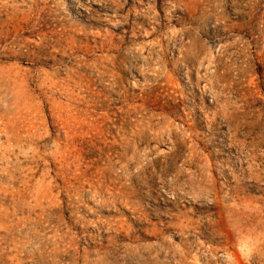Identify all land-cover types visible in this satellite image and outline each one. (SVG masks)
<instances>
[{"label": "rangeland", "instance_id": "rangeland-1", "mask_svg": "<svg viewBox=\"0 0 264 264\" xmlns=\"http://www.w3.org/2000/svg\"><path fill=\"white\" fill-rule=\"evenodd\" d=\"M0 264H264V0H0Z\"/></svg>", "mask_w": 264, "mask_h": 264}]
</instances>
